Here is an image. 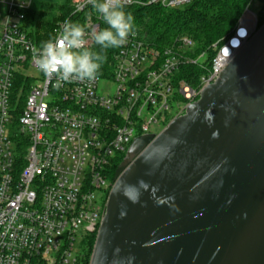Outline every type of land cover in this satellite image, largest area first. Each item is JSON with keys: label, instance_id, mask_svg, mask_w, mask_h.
Listing matches in <instances>:
<instances>
[{"label": "built area", "instance_id": "2783aa9c", "mask_svg": "<svg viewBox=\"0 0 264 264\" xmlns=\"http://www.w3.org/2000/svg\"><path fill=\"white\" fill-rule=\"evenodd\" d=\"M32 1L0 0V264H82V245L106 214L116 157L136 138L159 135L219 79L262 27L264 0L259 13L252 0L226 43L214 45L211 64L192 56L188 38L160 49L134 31L116 48L112 78L59 89L32 58L40 46L26 29ZM194 1L130 0L126 7L179 10ZM70 6L53 37L71 20L84 26L93 50L92 33L107 25L89 0ZM182 66L204 71L197 86L177 79Z\"/></svg>", "mask_w": 264, "mask_h": 264}, {"label": "water", "instance_id": "95a60500", "mask_svg": "<svg viewBox=\"0 0 264 264\" xmlns=\"http://www.w3.org/2000/svg\"><path fill=\"white\" fill-rule=\"evenodd\" d=\"M90 264H264V25L117 168Z\"/></svg>", "mask_w": 264, "mask_h": 264}, {"label": "trees", "instance_id": "16d2710c", "mask_svg": "<svg viewBox=\"0 0 264 264\" xmlns=\"http://www.w3.org/2000/svg\"><path fill=\"white\" fill-rule=\"evenodd\" d=\"M251 1L195 0L191 5L179 10H168L158 6H133L126 7L125 10L135 18L134 31H137L141 37L154 46L165 49L178 38H188L194 42L192 56L198 58L204 54L203 62L211 64L217 55L213 49L214 45L218 44L221 47L226 43ZM50 10H55L58 13L51 20L47 18V10L41 13L30 11L27 14V23L30 22L31 25L29 36L37 44L52 38L58 22L72 15L70 1L63 6H52ZM260 25H264V20L260 22ZM93 50L103 51L107 57L99 76L102 79L112 78L115 69L116 48L102 50L96 45ZM203 73L200 66H182L177 79L185 80L191 86H197L199 77ZM20 98L24 97H15V99ZM125 157L126 153L117 156L111 165V180H114L116 170ZM96 237L97 234H94L84 241L80 255L82 264H90Z\"/></svg>", "mask_w": 264, "mask_h": 264}, {"label": "clouds", "instance_id": "9594fccd", "mask_svg": "<svg viewBox=\"0 0 264 264\" xmlns=\"http://www.w3.org/2000/svg\"><path fill=\"white\" fill-rule=\"evenodd\" d=\"M130 0H89L102 17L105 28H97L92 40L102 50L120 48L135 35V18L126 11ZM86 33L83 25L65 20L62 30L53 38L33 47L32 58L45 78L54 80L59 89L65 83L94 81L106 62L103 51L86 47Z\"/></svg>", "mask_w": 264, "mask_h": 264}, {"label": "rangeland", "instance_id": "374dc122", "mask_svg": "<svg viewBox=\"0 0 264 264\" xmlns=\"http://www.w3.org/2000/svg\"><path fill=\"white\" fill-rule=\"evenodd\" d=\"M70 0H33L32 1V12L34 13H41L43 11L47 10V18L52 19L54 16L58 15V13L53 10H50V7L52 6H63L66 5ZM251 10L254 12L259 13L261 10V6L259 5V2L256 0L251 4ZM26 29L27 32L30 34L31 33V25L30 22L26 23ZM32 74L35 77H38L39 74L37 71L33 70ZM111 91H115L116 86L112 85L110 86ZM101 93V92H100Z\"/></svg>", "mask_w": 264, "mask_h": 264}]
</instances>
